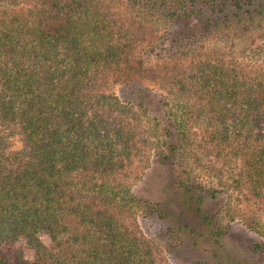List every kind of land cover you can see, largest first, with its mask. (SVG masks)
I'll return each mask as SVG.
<instances>
[{
	"label": "trees",
	"instance_id": "obj_1",
	"mask_svg": "<svg viewBox=\"0 0 264 264\" xmlns=\"http://www.w3.org/2000/svg\"><path fill=\"white\" fill-rule=\"evenodd\" d=\"M261 22L264 0H0V264H169L141 210L183 264H263L264 41L205 45ZM138 162L163 195L134 188Z\"/></svg>",
	"mask_w": 264,
	"mask_h": 264
},
{
	"label": "rangeland",
	"instance_id": "obj_2",
	"mask_svg": "<svg viewBox=\"0 0 264 264\" xmlns=\"http://www.w3.org/2000/svg\"><path fill=\"white\" fill-rule=\"evenodd\" d=\"M120 5H122V3H120ZM241 29L242 28L233 27L231 31L219 30L214 39L207 41L205 45L212 47L216 40H218L221 48H223L225 52L230 53V56L233 53V57L236 58L238 56V51L243 47H249L253 43L260 45L262 41H264V22H261V25H251L249 29L245 31ZM152 47H156L157 49L155 52L151 51V53H149ZM165 48L166 47L160 42V37H158L153 45L145 44L139 47L137 53L140 56H144L147 66H151L159 63V54H164L166 51ZM148 53L152 55L149 56L147 55ZM140 75L142 76V74ZM128 78V76L123 77L119 83L112 87L116 94L121 95L122 89L124 88V83L122 82ZM138 78L145 86L152 89L154 92L160 91V87L152 81L141 78L140 76ZM21 147V140L18 136H13L9 139V148L11 150H19ZM165 175L166 170L161 165L154 163L148 166L143 164V162H138L132 173V184L135 189L142 188L143 193L148 194L152 198H158L163 195L162 191L166 183ZM137 219L141 232L146 237L159 244L163 250L165 249L169 264L184 263V260L187 259L184 254L177 255V252L168 253L166 248H164V242L166 240V223L163 220H160L154 215H149L143 210L139 211ZM38 236L44 244L48 245L50 243V237L46 232L41 231ZM256 240L259 239L255 234L248 232L240 225H234L230 235V243L239 249L241 253H245ZM259 255V259H261L264 264V252Z\"/></svg>",
	"mask_w": 264,
	"mask_h": 264
}]
</instances>
